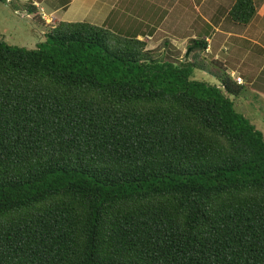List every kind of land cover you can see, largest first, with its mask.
I'll use <instances>...</instances> for the list:
<instances>
[{
  "label": "trees",
  "instance_id": "16d2710c",
  "mask_svg": "<svg viewBox=\"0 0 264 264\" xmlns=\"http://www.w3.org/2000/svg\"><path fill=\"white\" fill-rule=\"evenodd\" d=\"M44 28L0 39V264H264V135L220 62L218 86L192 79L207 43L175 65L167 40Z\"/></svg>",
  "mask_w": 264,
  "mask_h": 264
},
{
  "label": "crops",
  "instance_id": "0c3cea01",
  "mask_svg": "<svg viewBox=\"0 0 264 264\" xmlns=\"http://www.w3.org/2000/svg\"><path fill=\"white\" fill-rule=\"evenodd\" d=\"M19 1L31 4V15L41 16L46 26L88 23L127 37L137 36L145 42L162 37L182 53L191 40H204L207 50L203 55L220 61L234 83L236 77L241 78L242 84L238 85L248 89L241 97L264 98V0H253L255 15L246 25L228 18L236 0H16ZM184 23L190 25L193 39L185 38L188 32L175 34ZM208 30L213 32L211 37H206ZM249 106L252 111L263 112Z\"/></svg>",
  "mask_w": 264,
  "mask_h": 264
},
{
  "label": "rangeland",
  "instance_id": "374dc122",
  "mask_svg": "<svg viewBox=\"0 0 264 264\" xmlns=\"http://www.w3.org/2000/svg\"><path fill=\"white\" fill-rule=\"evenodd\" d=\"M13 3L16 5H20V7L28 6L26 5L25 1L16 2V0H14ZM179 15L181 16L182 14L179 13ZM29 16L30 17H27L26 12L24 11H17L16 13L14 11L13 4H8V2L0 4V39L4 40L10 46L24 48L27 50L35 49L38 44L43 43L45 41L44 32L46 31L44 28L46 24L44 23L43 18L41 16ZM109 22H111V20ZM227 22L232 24V22H230L229 20ZM181 26L182 29L177 31L175 34L180 36V32H188L186 33L185 38L193 39L191 36V32L193 31H191L190 25H186L184 23ZM206 29L208 28L206 27ZM205 34L206 37H211L213 32L211 30H208V32L206 31ZM179 36H177L176 38H178ZM163 41L164 39L162 37L153 38L148 42L146 40L148 50H157L158 48H160L161 50ZM166 42L167 43L165 45V48L160 51L162 57L166 55L168 56V59H166L165 61H168L169 63L175 65L184 64V58L190 57L188 53L189 50L185 48V51L182 53V50L177 48L178 46L171 43L169 39ZM203 56L206 60L193 69L192 79L207 83L212 86H218L220 83L219 78L223 77L224 73L218 65H215L213 63L214 60L212 56ZM246 89H244L243 91H246ZM260 102L264 103V98L258 99L251 97L250 99H244L243 97H240V99L235 101V105L237 112L240 111L244 113L258 129L264 132V104ZM250 104H252L256 108L262 109L263 112L258 113L255 110H250Z\"/></svg>",
  "mask_w": 264,
  "mask_h": 264
},
{
  "label": "built area",
  "instance_id": "2783aa9c",
  "mask_svg": "<svg viewBox=\"0 0 264 264\" xmlns=\"http://www.w3.org/2000/svg\"><path fill=\"white\" fill-rule=\"evenodd\" d=\"M234 80L237 84H242V80L240 77H236Z\"/></svg>",
  "mask_w": 264,
  "mask_h": 264
}]
</instances>
